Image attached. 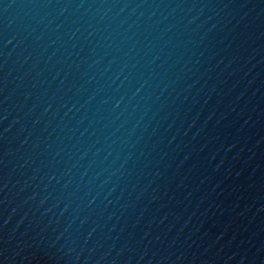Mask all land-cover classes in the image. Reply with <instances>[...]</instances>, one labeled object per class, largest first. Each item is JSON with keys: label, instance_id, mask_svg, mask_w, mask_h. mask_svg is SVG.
Here are the masks:
<instances>
[{"label": "water", "instance_id": "95a60500", "mask_svg": "<svg viewBox=\"0 0 264 264\" xmlns=\"http://www.w3.org/2000/svg\"><path fill=\"white\" fill-rule=\"evenodd\" d=\"M0 264H264V0H0Z\"/></svg>", "mask_w": 264, "mask_h": 264}]
</instances>
